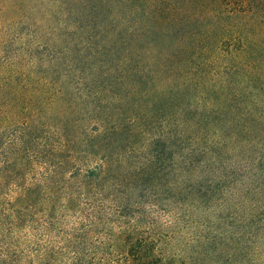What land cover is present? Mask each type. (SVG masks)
<instances>
[{"label":"trees","instance_id":"obj_1","mask_svg":"<svg viewBox=\"0 0 264 264\" xmlns=\"http://www.w3.org/2000/svg\"><path fill=\"white\" fill-rule=\"evenodd\" d=\"M9 9L0 264H264V0Z\"/></svg>","mask_w":264,"mask_h":264},{"label":"rangeland","instance_id":"obj_2","mask_svg":"<svg viewBox=\"0 0 264 264\" xmlns=\"http://www.w3.org/2000/svg\"><path fill=\"white\" fill-rule=\"evenodd\" d=\"M9 3L10 0H0V65L15 64L16 62L12 59L15 58V54L20 53L22 47L20 27H17L16 32L10 29L14 19L17 23H21V9L11 10ZM13 39H15L14 42Z\"/></svg>","mask_w":264,"mask_h":264}]
</instances>
